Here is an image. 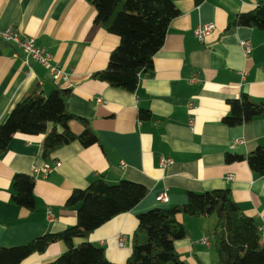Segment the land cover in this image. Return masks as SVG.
Returning <instances> with one entry per match:
<instances>
[{"label": "crops", "instance_id": "0c3cea01", "mask_svg": "<svg viewBox=\"0 0 264 264\" xmlns=\"http://www.w3.org/2000/svg\"><path fill=\"white\" fill-rule=\"evenodd\" d=\"M172 1L177 16L168 25L152 68L139 75L136 90L130 92L92 76L107 66L119 37L95 22L96 9L88 0H0V35L14 28L21 37L34 38L67 74L66 80H57L37 61L25 64L23 50L16 44H3L0 123L23 94L39 83L45 95L56 87L69 89L66 109L87 120L98 139L89 146L70 142L46 160L42 134L17 132L11 137L0 152V247L21 245L75 225L77 207L65 202L74 189H85L100 175L110 184L126 179L147 189L132 209L114 215L87 238L73 239L75 246L88 241L102 247L115 264H125L130 255L137 215L154 207L183 204L188 191L229 188L245 214L259 226L264 222V175L253 173L246 160L225 161L226 152L248 154L264 145V112L239 126L222 122L229 113L227 100L241 93L264 103V31L246 25L227 29L236 14L264 0ZM205 23H213L214 29L200 41L193 30ZM243 40L251 43L247 55ZM194 76L195 82L191 81ZM191 101L193 108L188 107ZM140 109L148 110L150 118H138ZM69 127L77 134L83 130L77 120H71ZM163 156L172 159L165 167L159 165ZM44 162L60 164L46 177L34 176L33 166ZM16 173L35 177L33 210L12 200ZM161 192L167 193L168 202L159 201ZM177 220L187 231L174 241L180 260L214 264L215 252L201 239L209 238L216 217L179 213ZM65 249L63 241H55L20 264H48Z\"/></svg>", "mask_w": 264, "mask_h": 264}, {"label": "trees", "instance_id": "16d2710c", "mask_svg": "<svg viewBox=\"0 0 264 264\" xmlns=\"http://www.w3.org/2000/svg\"><path fill=\"white\" fill-rule=\"evenodd\" d=\"M96 9L95 22L119 37L111 51L107 66L92 74L107 84L134 92L139 75L150 70L153 57L163 45L170 21L177 16L172 0H88ZM195 4L203 0H193ZM246 25L264 31V1L252 10L236 14L227 29ZM8 44L0 37V49ZM1 51V50H0ZM70 90L56 87L47 95L39 83H34L13 106L0 123V152L4 151L17 133L42 134V156L62 146L80 141L84 146L97 142L89 122L70 113L65 98ZM229 113L222 122L239 126L264 112V103L255 101L246 93L227 100ZM138 118L149 119L150 112L140 109ZM71 120L79 121L83 130L74 133ZM246 160L251 171L264 175V145L248 154L225 153L226 162ZM35 177L16 173L12 178V200L29 210L35 207L33 193ZM147 194L144 185L126 179L114 184L103 175L93 179L85 189H74L66 206L77 207V222L58 233H46L27 243L0 247V264H20L26 257L43 252L49 244L63 241L66 249L48 264H115L107 259L102 247L88 241L73 244L74 238H87L98 226L116 214L132 209ZM190 216L215 215L216 222L209 234L210 247L216 254L214 264H264V246L260 242L259 223L245 214L233 199L229 188L205 192L188 191L183 204L168 208L154 207L137 215V227L132 235V249L125 264H185L175 248L174 241L186 236L184 225L177 214Z\"/></svg>", "mask_w": 264, "mask_h": 264}, {"label": "built area", "instance_id": "2783aa9c", "mask_svg": "<svg viewBox=\"0 0 264 264\" xmlns=\"http://www.w3.org/2000/svg\"><path fill=\"white\" fill-rule=\"evenodd\" d=\"M214 29V24L213 23H205L202 25H198L195 27L193 30L194 35L200 40H204L205 36L208 35L211 31ZM2 39H4L6 42H11L16 44L18 47H20L23 50L24 53V62L25 64H29V61L34 60L37 61L38 63L42 64L48 72L55 78V79H67V74L63 72L60 68H58L55 64L51 62V55L45 51L44 48L37 46L34 42V38L32 37H21L20 34L14 29V28H9L7 29L2 35H0ZM241 45L243 47L245 55H247L250 50H251V43L249 40H243L241 41ZM191 81L195 82L197 81V78L194 76L192 77ZM100 100V99H98ZM189 108L194 107V103L191 101L188 104ZM193 117H190L188 120V124L192 126L193 124ZM235 142H240V140H235ZM172 162L171 157H161L159 165L161 167H165L168 164ZM60 163L56 162L55 166H58ZM52 166L49 162H44L42 166H33L32 168V174L34 176H42L46 177L52 169L55 167ZM231 175L227 176V179H230ZM159 201H162L164 203L168 202V195L165 192H161L158 195ZM52 213L49 211L48 212V217H51ZM259 231H260V242L264 246V222L259 226ZM124 237L120 236L119 237V245L123 244ZM201 242L209 245L210 244V239L208 237H204L201 239Z\"/></svg>", "mask_w": 264, "mask_h": 264}, {"label": "rangeland", "instance_id": "374dc122", "mask_svg": "<svg viewBox=\"0 0 264 264\" xmlns=\"http://www.w3.org/2000/svg\"><path fill=\"white\" fill-rule=\"evenodd\" d=\"M215 217V215H213Z\"/></svg>", "mask_w": 264, "mask_h": 264}]
</instances>
